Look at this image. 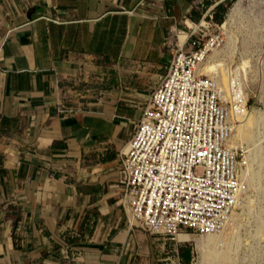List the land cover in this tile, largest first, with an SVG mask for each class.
<instances>
[{
	"label": "crops",
	"instance_id": "crops-1",
	"mask_svg": "<svg viewBox=\"0 0 264 264\" xmlns=\"http://www.w3.org/2000/svg\"><path fill=\"white\" fill-rule=\"evenodd\" d=\"M226 1L0 0V264H184L129 225L123 153L179 35Z\"/></svg>",
	"mask_w": 264,
	"mask_h": 264
},
{
	"label": "built area",
	"instance_id": "built-area-1",
	"mask_svg": "<svg viewBox=\"0 0 264 264\" xmlns=\"http://www.w3.org/2000/svg\"><path fill=\"white\" fill-rule=\"evenodd\" d=\"M206 23L191 28L177 49L123 153L129 225L177 244L186 243L178 241L179 235L204 237L225 230L250 193L249 152L231 144L241 90L232 77L228 98L217 80L199 72L206 58L226 44L221 28L206 32ZM75 111L65 107L63 114Z\"/></svg>",
	"mask_w": 264,
	"mask_h": 264
},
{
	"label": "rangeland",
	"instance_id": "rangeland-1",
	"mask_svg": "<svg viewBox=\"0 0 264 264\" xmlns=\"http://www.w3.org/2000/svg\"><path fill=\"white\" fill-rule=\"evenodd\" d=\"M224 5L227 12L223 23L212 21L206 32L221 28L226 44L209 55L206 69L210 75L215 73L213 78L223 89L232 85L233 77L247 99L250 120L240 134L235 133L232 145L249 152L250 193L243 211L220 235L178 237L179 241L186 242L178 246L183 250L191 249L190 264H264V0H228ZM244 62L246 66L241 68ZM216 63L218 71L208 72ZM89 85L71 87L69 90L73 92L67 96L64 107L77 108L75 102L78 97L82 98L81 90H90ZM229 91L232 97L231 86ZM169 257L175 260L177 253L171 252Z\"/></svg>",
	"mask_w": 264,
	"mask_h": 264
},
{
	"label": "bare ground",
	"instance_id": "bare-ground-1",
	"mask_svg": "<svg viewBox=\"0 0 264 264\" xmlns=\"http://www.w3.org/2000/svg\"><path fill=\"white\" fill-rule=\"evenodd\" d=\"M192 26V25H191ZM198 26H196V27H192V28H197ZM223 28H225V25L223 26ZM177 35V34H176ZM186 38H187V34L185 35V37H182V36H180L179 35V42H180V44H184V42L186 41ZM178 42V43H179ZM179 45V44H178ZM214 51H217V50H214ZM214 51H213V53H214ZM209 56L206 58V60L204 61V63L200 66V69H199V72L201 73V74H203V75H206V76H208V77H210V78H212V79H214L213 77H214V74L215 73H213V75H210V74H208L207 73V69H206V67H207V64L208 63H210V62H208L209 60ZM215 65V67L214 66H212L209 70H208V72H217L218 70H217V68L219 67V65H218V63H216V64H214ZM245 66H246V62H244V64H243V66L241 67V68H245ZM241 68H238V70H240ZM222 69V65H221V67H220V70ZM238 70L236 71V72H238ZM217 79H219V77H217ZM216 80V79H215ZM218 82V81H217ZM225 82H226V79H225ZM219 83V82H218ZM230 86H232V85H230ZM230 86L228 85V86H226V88L225 89H223V87L221 86V88H222V90L224 91V92H226L227 93V96H228V98H231L230 97V91H229V88H230ZM229 91V92H228ZM229 100V99H228ZM240 103H241V112H240V114L239 115H237L236 117H235V122L237 123V124H239L240 126L236 129V132L238 133V134H240L242 131H243V128L245 127V125H246V123L247 122H249V118H250V114H248V112H247V110H246V104H247V99H246V97L242 94V93H240ZM246 136H248L247 134H246ZM240 140V142H242V138L241 139H239ZM231 144H232V141H231ZM228 228V227H227ZM226 228V229H227ZM225 229V230H226ZM225 230H223V231H225ZM222 231V232H223ZM222 232H220V233H222ZM219 234V233H218ZM217 235V234H216ZM220 235V234H219ZM178 237H186V235H179ZM179 241V240H178Z\"/></svg>",
	"mask_w": 264,
	"mask_h": 264
},
{
	"label": "trees",
	"instance_id": "trees-1",
	"mask_svg": "<svg viewBox=\"0 0 264 264\" xmlns=\"http://www.w3.org/2000/svg\"><path fill=\"white\" fill-rule=\"evenodd\" d=\"M227 12V7L224 4L219 5L206 19L207 22H218L220 24L224 21V15ZM180 258L184 264H190L191 261V249L180 251Z\"/></svg>",
	"mask_w": 264,
	"mask_h": 264
}]
</instances>
